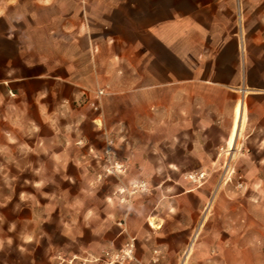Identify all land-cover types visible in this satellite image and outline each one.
<instances>
[{
  "label": "crops",
  "instance_id": "0c3cea01",
  "mask_svg": "<svg viewBox=\"0 0 264 264\" xmlns=\"http://www.w3.org/2000/svg\"><path fill=\"white\" fill-rule=\"evenodd\" d=\"M110 162L126 172L92 189ZM0 166L51 200L35 229L61 199H111L83 227L123 244L115 192L140 178L126 229L145 264H264V0H0Z\"/></svg>",
  "mask_w": 264,
  "mask_h": 264
},
{
  "label": "rangeland",
  "instance_id": "374dc122",
  "mask_svg": "<svg viewBox=\"0 0 264 264\" xmlns=\"http://www.w3.org/2000/svg\"><path fill=\"white\" fill-rule=\"evenodd\" d=\"M111 165L112 163L110 162L104 172L99 174V182L92 184V189H100L103 181L115 176H120L127 170L123 165L122 169L113 171L114 168H112ZM29 173L30 172L17 166H11L9 168L0 166V177L3 175L7 176L6 179L0 178V180H3L0 182V264H59L57 258L59 253L68 259L74 256H78V258H91L92 255H100L104 249L121 248L131 237L135 238L136 254L137 238L130 235L126 229V219L129 217V213L132 209L133 196L137 194V192L146 191L148 189L147 185L144 190L135 185L138 182H145V180L137 178L128 185L121 184L115 192L117 195H120V204L118 207L121 209L122 215L121 219L117 220L116 226L119 228V231H122L120 237L125 240L122 244L118 243V240L110 239L113 237L112 229L102 232L101 235H96L90 230H85L83 227V219L87 214L86 210H88L89 207L90 209H95V211L101 208L112 209L114 204L111 199L103 200L95 198L90 200L83 197H75L67 200L61 199L60 202L63 204V207L66 208L68 206L69 213L67 215L64 213L63 216H49L48 213H44V217L49 218V220L43 222V224H39V227L43 229H35L37 225L31 220L34 216L31 204L34 200L35 202L39 201L44 203L51 200L49 198L38 200L29 195V192L32 193L36 189L34 183L24 182L22 180L23 175ZM236 176H238L237 171H234L233 168L230 167L227 179L231 177V179L236 181V185L241 188L242 185L240 184L242 183H238L239 179H235ZM227 179L225 178L226 181ZM73 186L75 191L81 190L80 184L74 183ZM106 190H110V184H106ZM108 192H111L112 195L114 190L112 189V191ZM66 204L68 205L66 206ZM206 213H208L207 208L204 210V214ZM90 217L96 216L92 213ZM68 220H70L72 226L66 224ZM98 238L99 242L103 244L102 246L108 241L106 246L111 245L112 241L114 242V246L106 248L97 247L95 249L83 246L85 244L87 246L92 240L98 241ZM62 248L74 250L75 253L74 255H69V253L64 254L61 250ZM74 264H81L80 260L76 259ZM87 264L94 263L88 262ZM143 264H145V262H143Z\"/></svg>",
  "mask_w": 264,
  "mask_h": 264
},
{
  "label": "built area",
  "instance_id": "2783aa9c",
  "mask_svg": "<svg viewBox=\"0 0 264 264\" xmlns=\"http://www.w3.org/2000/svg\"><path fill=\"white\" fill-rule=\"evenodd\" d=\"M105 94V90L99 89L97 90L95 101L92 103V107L94 110H99L100 108V98ZM112 148V141L108 142L107 154H110ZM114 168L113 171H118L123 168V164L118 162H114L112 165ZM205 177L204 172H191L188 174V178L190 181L201 184V181ZM146 182H138L135 186L144 190L146 189ZM242 185V184H240ZM59 260V264H74L76 259L80 260L81 264H87L88 262L94 264H143L142 260L136 256L135 254V238L131 237L129 241H127L121 248H108L104 249L100 255H92L89 257H81L74 256L70 259L63 256L61 253L57 256Z\"/></svg>",
  "mask_w": 264,
  "mask_h": 264
},
{
  "label": "bare ground",
  "instance_id": "6f19581e",
  "mask_svg": "<svg viewBox=\"0 0 264 264\" xmlns=\"http://www.w3.org/2000/svg\"><path fill=\"white\" fill-rule=\"evenodd\" d=\"M240 112H241V109H240V107L238 108V111H237V123H236V127H235V131H234V133H233V136H232V138H231V141H230V146H231V148H233V145H234V140H235V137H236V132H237V128H238V122H239V120H240ZM193 242V241H192Z\"/></svg>",
  "mask_w": 264,
  "mask_h": 264
}]
</instances>
